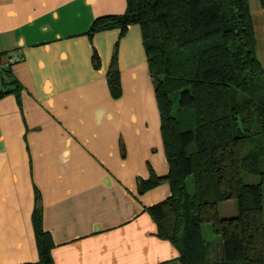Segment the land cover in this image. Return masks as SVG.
I'll return each mask as SVG.
<instances>
[{"label":"crops","instance_id":"0c3cea01","mask_svg":"<svg viewBox=\"0 0 264 264\" xmlns=\"http://www.w3.org/2000/svg\"><path fill=\"white\" fill-rule=\"evenodd\" d=\"M251 12L264 67V8ZM128 0H0V264H181L149 208L172 195L142 28L89 35ZM117 48L122 95L109 73ZM158 186L141 192L153 176ZM222 254V239L216 247ZM216 259V260H217Z\"/></svg>","mask_w":264,"mask_h":264},{"label":"trees","instance_id":"16d2710c","mask_svg":"<svg viewBox=\"0 0 264 264\" xmlns=\"http://www.w3.org/2000/svg\"><path fill=\"white\" fill-rule=\"evenodd\" d=\"M134 24L142 28L170 165L172 195L149 208L158 236L179 248L181 264H264V67L250 0H128L125 15L98 18L89 35L125 34ZM116 59L117 48L109 84L119 98ZM245 174L261 182L247 184ZM162 181L154 175L141 192ZM229 200L238 214L223 218L220 203ZM208 223L222 239L214 262L203 235ZM34 224L40 261L31 264H55L37 207Z\"/></svg>","mask_w":264,"mask_h":264},{"label":"rangeland","instance_id":"374dc122","mask_svg":"<svg viewBox=\"0 0 264 264\" xmlns=\"http://www.w3.org/2000/svg\"><path fill=\"white\" fill-rule=\"evenodd\" d=\"M252 3H255L254 0H251ZM184 117H188L189 113L185 112ZM244 181L247 184H257L261 182V179L258 175H251V174H245L244 175ZM189 189L190 191H193L192 187V180H189ZM220 213L223 218H231L234 216H237L238 214V207H237V202L236 200H229L226 202L220 203ZM203 235L205 242L208 243L209 245V250H210V260L212 262L216 261L217 258V250L216 247H218V243L221 240V237L219 234H216L212 230V225L211 224H205L203 225Z\"/></svg>","mask_w":264,"mask_h":264}]
</instances>
